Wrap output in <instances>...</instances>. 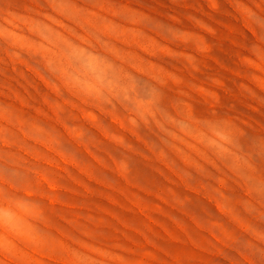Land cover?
Segmentation results:
<instances>
[{
	"label": "rangeland",
	"instance_id": "374dc122",
	"mask_svg": "<svg viewBox=\"0 0 264 264\" xmlns=\"http://www.w3.org/2000/svg\"><path fill=\"white\" fill-rule=\"evenodd\" d=\"M0 264H264V0H0Z\"/></svg>",
	"mask_w": 264,
	"mask_h": 264
}]
</instances>
